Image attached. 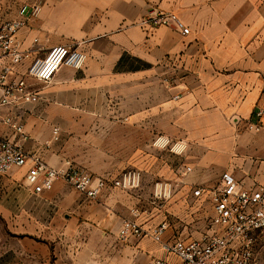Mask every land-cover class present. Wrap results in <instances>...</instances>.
I'll use <instances>...</instances> for the list:
<instances>
[{"label": "crops", "instance_id": "0c3cea01", "mask_svg": "<svg viewBox=\"0 0 264 264\" xmlns=\"http://www.w3.org/2000/svg\"><path fill=\"white\" fill-rule=\"evenodd\" d=\"M23 5L39 12L19 33L31 59L14 74L59 45L86 60L48 84L28 78L32 100L1 109L0 135L16 138L2 122L10 116L24 124L23 148L55 170L107 179L137 170L142 183L90 200L62 177L34 193L28 166L0 174V214L36 232L12 264L177 263L151 237L121 238L119 229L124 219L146 228L167 219L165 240L197 236L209 206L193 195L197 187L217 185L224 172L246 189L264 180V130L247 128L264 123V0H0V23ZM152 8L176 13L190 34L144 24ZM124 62L116 111L113 69ZM145 67L152 76L139 75ZM159 180L175 184L169 201L153 200Z\"/></svg>", "mask_w": 264, "mask_h": 264}, {"label": "built area", "instance_id": "2783aa9c", "mask_svg": "<svg viewBox=\"0 0 264 264\" xmlns=\"http://www.w3.org/2000/svg\"><path fill=\"white\" fill-rule=\"evenodd\" d=\"M38 12V6L30 10L23 5L18 18L0 23V111L8 106L31 102L28 78L48 84L62 67L77 70L84 66L85 53L59 45L42 57L33 58L26 73L14 74L16 67L31 59L30 52L23 48L19 33L29 21L28 17H35ZM143 23L152 28H172L182 36L191 32L176 13L155 8L147 11ZM2 122L14 131L16 138L0 135V174L28 166L26 186L36 194L50 190L60 177L90 200L99 199L105 191L113 188L133 191L141 186L142 175L137 170L123 171L114 179L96 177L72 166L65 171H57L48 166L42 156L23 148L21 142L27 139V133L21 121L7 116ZM247 128L260 132L264 130V123H249ZM174 193L175 184L171 181L159 180L153 185L152 197L156 203L169 201ZM193 195L205 197L212 206V215L199 235L182 237L175 233L170 240H165L171 226L169 220L146 228L135 219H124L119 229L120 237L141 239L149 236L166 254L178 261L171 263L158 259L153 264H253V245L259 240L264 241V180L252 189H246L231 173L224 172L214 188L199 186Z\"/></svg>", "mask_w": 264, "mask_h": 264}, {"label": "rangeland", "instance_id": "374dc122", "mask_svg": "<svg viewBox=\"0 0 264 264\" xmlns=\"http://www.w3.org/2000/svg\"><path fill=\"white\" fill-rule=\"evenodd\" d=\"M129 64V63H128ZM124 62L123 66L114 67V90L113 99L111 101V107L118 111L121 107V76H125L127 70L124 68L128 65ZM146 66V65H145ZM137 73H135L136 75ZM139 75H153L152 69L149 67L144 68V72L139 73ZM107 103H109L107 101ZM126 171V170H125ZM216 184L210 183V188H214ZM208 219L212 215V206L209 203L208 206ZM174 219V218H173ZM207 219V221H208ZM35 229L25 230L24 228H12V221L10 222L8 218H5L0 214V264H12V258L17 256L16 247H22L26 236L36 235ZM39 231V229H36ZM51 231V230H50ZM32 233V234H31ZM38 234L40 232H37ZM12 248L14 250H12ZM253 253V264H264V241H257L252 248Z\"/></svg>", "mask_w": 264, "mask_h": 264}]
</instances>
